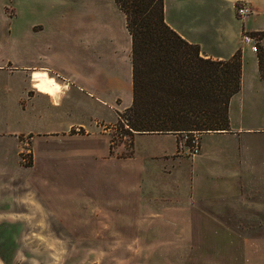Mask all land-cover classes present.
Returning <instances> with one entry per match:
<instances>
[{"label": "rangeland", "instance_id": "374dc122", "mask_svg": "<svg viewBox=\"0 0 264 264\" xmlns=\"http://www.w3.org/2000/svg\"><path fill=\"white\" fill-rule=\"evenodd\" d=\"M238 6L233 11L239 19L236 24H241L244 17L237 14ZM105 19L94 0H0V132L11 139L10 183L29 184L38 190L11 192V197L0 191V209L14 212L24 204L39 207L40 201L55 212L48 218V211L37 210L45 215L32 217L43 221L39 223L2 219L0 264H264V248L257 250L260 241L254 252L244 255L242 223H201L194 214L185 216V222L163 223L162 212L155 213L152 204L147 210L146 198L152 195L137 190L122 171L129 163L123 160L121 165L120 159H114L117 143L130 149L131 132L125 120L130 115L123 106L131 91H122L120 101L111 96L107 103H98L92 95L84 96L73 88L60 91L53 104V114L63 124L59 132L72 124L69 130L89 134L84 138L50 137L49 131L35 125L34 100L21 94L18 83L20 65L41 60L42 43L51 41L62 49L55 62L61 74L82 86L77 73L86 72L88 79L94 76L91 58L82 62L83 44L109 38L99 30ZM257 27L264 28L263 20L245 21V29ZM244 28L239 40L243 45V35L254 37L258 52L264 39ZM194 36L198 40V32ZM243 46L249 51L244 57L247 71H254L253 52L249 45ZM78 123L83 125L76 127ZM111 124H115L112 130L104 131ZM45 141L50 151L45 150ZM2 164L1 159V171ZM121 171L123 184L118 177ZM156 202L163 205L162 200ZM105 204L112 210L104 214Z\"/></svg>", "mask_w": 264, "mask_h": 264}, {"label": "crops", "instance_id": "0c3cea01", "mask_svg": "<svg viewBox=\"0 0 264 264\" xmlns=\"http://www.w3.org/2000/svg\"><path fill=\"white\" fill-rule=\"evenodd\" d=\"M94 2L96 9L104 12L106 17L105 24L99 30L104 33V37L108 33L109 38L85 41L83 44L82 62L83 58H91L90 70L94 75L91 79H88L86 72L77 73L76 77L81 86L63 76L55 63L61 48L59 44L56 46L51 41L45 43L46 47L42 43L41 51L44 54L41 60L38 59L35 63L27 60L20 65L22 73L18 75V83L21 94H27L34 100L35 125L49 131L50 137L61 135L84 138L89 134L82 130H69L72 129V124L64 132H59V129H63L60 128L63 124L57 119L59 115L53 114V104L57 103L56 97L59 93L56 94L44 86L45 78L59 85V92H63L65 88H73L84 96L92 95L98 103H107L111 96L113 101H120L122 91H131L130 100L123 106V110L132 102L131 36L126 28L125 15L114 0ZM163 2L166 23L189 42L198 44L202 55L213 59H227L241 51V85L240 90L229 101V129L198 132L199 152L190 154L185 132H136L127 126L132 138L130 149L126 150L122 142L117 143L114 148H118V151L114 159H120L121 165L123 160L130 164L129 168L126 166L127 169L121 170L130 176L137 190H144L152 195L151 198H146L147 210L152 209V204L155 213L162 212L163 223L185 222L183 218H190L193 214L201 223H242L244 255L254 252L260 241L257 247L259 251L264 248V79L258 71L256 53H250L254 71H247L244 57L249 51L243 46L246 44L242 45L239 40V34L246 20L253 24L259 20L264 22V0ZM237 3L239 6L247 5L251 10L241 24H236L239 19L233 11ZM244 30L254 32L263 31L264 28ZM197 32L198 40H195L194 35ZM64 48L66 49L65 44ZM53 54L55 57L50 59ZM60 59L66 60L63 57ZM79 125L83 123H78L76 127ZM113 125L115 124H111L104 131L112 130ZM2 126L4 128L5 124ZM9 137L0 132V160L3 161L0 191L8 192L9 197L11 192L38 191L29 184L22 187L11 185ZM139 141H142L140 145ZM44 144L45 150L50 151L48 142L45 141ZM112 144L111 136L107 143L109 150ZM122 171L118 172L121 184L125 183ZM158 200H162L163 205H155ZM37 203L39 207L37 204L22 205L21 202L20 210L8 213L0 209V223L4 218H14L20 223L43 222L32 219L45 217L38 212L42 210L48 211V218H53L55 212L48 203ZM102 210L105 214L112 209L105 204ZM174 217H178L177 220ZM226 217L236 220H226ZM47 221L51 222L49 219Z\"/></svg>", "mask_w": 264, "mask_h": 264}, {"label": "trees", "instance_id": "16d2710c", "mask_svg": "<svg viewBox=\"0 0 264 264\" xmlns=\"http://www.w3.org/2000/svg\"><path fill=\"white\" fill-rule=\"evenodd\" d=\"M114 1L131 36L128 128L178 134L228 130L229 101L241 85V51L227 59L202 55L198 44L166 23L163 0ZM252 33L264 39V30ZM256 55L264 79V45Z\"/></svg>", "mask_w": 264, "mask_h": 264}, {"label": "built area", "instance_id": "2783aa9c", "mask_svg": "<svg viewBox=\"0 0 264 264\" xmlns=\"http://www.w3.org/2000/svg\"><path fill=\"white\" fill-rule=\"evenodd\" d=\"M237 14L240 17H245L250 14L251 10L247 5H240L237 8ZM243 41L246 45H249L250 51L253 53L257 52V43L254 37L250 35H243ZM186 141L188 146V151L190 154H196L199 152V140L197 136V132H193L192 134H186Z\"/></svg>", "mask_w": 264, "mask_h": 264}, {"label": "bare ground", "instance_id": "6f19581e", "mask_svg": "<svg viewBox=\"0 0 264 264\" xmlns=\"http://www.w3.org/2000/svg\"><path fill=\"white\" fill-rule=\"evenodd\" d=\"M44 86L56 94L59 93V89H60L59 85H57L55 83H51L49 81V79H47V78H45V80H44Z\"/></svg>", "mask_w": 264, "mask_h": 264}]
</instances>
